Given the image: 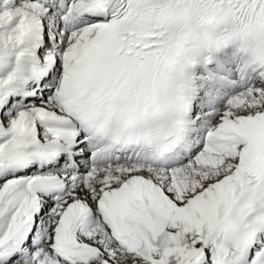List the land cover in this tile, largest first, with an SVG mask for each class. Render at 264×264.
Instances as JSON below:
<instances>
[{
  "label": "snow or ice",
  "instance_id": "1",
  "mask_svg": "<svg viewBox=\"0 0 264 264\" xmlns=\"http://www.w3.org/2000/svg\"><path fill=\"white\" fill-rule=\"evenodd\" d=\"M0 264H264V0H0Z\"/></svg>",
  "mask_w": 264,
  "mask_h": 264
}]
</instances>
